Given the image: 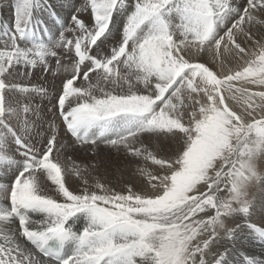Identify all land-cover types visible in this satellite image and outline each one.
Returning <instances> with one entry per match:
<instances>
[{
    "label": "snow or ice",
    "instance_id": "snow-or-ice-1",
    "mask_svg": "<svg viewBox=\"0 0 264 264\" xmlns=\"http://www.w3.org/2000/svg\"><path fill=\"white\" fill-rule=\"evenodd\" d=\"M101 146L127 178L66 155ZM262 160L264 0H86L67 17L14 0L0 32V264H232L240 251L264 264L249 247L264 249L248 193Z\"/></svg>",
    "mask_w": 264,
    "mask_h": 264
},
{
    "label": "rangeland",
    "instance_id": "rangeland-1",
    "mask_svg": "<svg viewBox=\"0 0 264 264\" xmlns=\"http://www.w3.org/2000/svg\"><path fill=\"white\" fill-rule=\"evenodd\" d=\"M48 3L53 4L59 11L62 12V14L65 17H67L71 12H74L76 8H82L83 5L85 4V1L84 0H48ZM61 5H63V8L60 7ZM69 5H71V7H69ZM0 15H1L0 25H1V22H3V20L5 19L7 20L6 22L12 26L13 18H14V0H0ZM80 15L82 16V18L88 19V14L86 12H81ZM29 79L32 81H36L30 77ZM50 83H54L57 85L59 83V80H55ZM68 140L69 139L66 137L62 138L63 142H68ZM66 155L71 156L72 160L73 161L75 160V163L81 166L93 162L92 164L97 165V171H101L104 166H105V171H108L109 166L117 164L119 160L118 158H116L117 156L115 153L110 154L103 146H101V149L98 150L96 154H93L91 152L82 151L79 149V147H77L75 150H73L72 148H69V151L66 153ZM257 166L261 171H264V160L258 161ZM65 179H66V184L70 186V190L76 189L81 183V182H78L76 184H72L71 182L67 181V178ZM263 192H264V185H262V183H254L248 189L249 199L250 201H252L251 221H254L257 223L260 222L261 220H264V213L261 212L262 208H264V202L262 200ZM255 199L258 200L256 207L253 204V201ZM255 213H257V215ZM253 246L254 248H256V245H253ZM220 250L222 251L223 249H220ZM253 252L257 254V258L259 259L261 252L257 251L256 249ZM237 254H239V252H237ZM240 256L244 260L246 259L245 253L243 251H241Z\"/></svg>",
    "mask_w": 264,
    "mask_h": 264
},
{
    "label": "bare ground",
    "instance_id": "bare-ground-1",
    "mask_svg": "<svg viewBox=\"0 0 264 264\" xmlns=\"http://www.w3.org/2000/svg\"><path fill=\"white\" fill-rule=\"evenodd\" d=\"M87 156V155H86ZM116 158H118L119 160H118V163L117 164H115V165H112V166H109V170L108 171H105V166L103 167V169L101 170V171H96L95 173H93V175H98V176H100L102 179H107V180H115L116 179V177H118V176H123V177H125V178H127V176L129 175V173L127 172V171H116V169H124V168H126V162H124L123 161V159L121 158V157H116ZM115 158V159H116ZM75 161V160H74ZM116 162V161H115ZM114 162V163H115ZM93 163V162H92ZM82 174H84V175H87V173H82ZM67 178V181H69V182H71L72 184H76V183H78V182H81L80 181V179H79V177H76V176H73V175H68V177H66ZM92 181L90 180V183H91ZM262 185H264V184H262ZM73 189V188H72ZM261 194V193H260ZM264 192H263V194H262V200H263V202H264ZM257 201L258 200H254L253 201V204H254V206L256 207L257 205ZM261 209V208H260ZM259 210V209H258ZM255 211H257V210H255ZM262 213H264V208H262V211H261ZM254 213V212H253ZM256 215H257V213H255ZM262 216V215H261ZM256 217V216H255ZM254 217V218H255ZM260 217V216H259ZM258 217V218H259ZM257 219V218H256ZM252 222H254V221H252ZM254 223H257V222H254ZM259 223V222H258ZM250 247V250L251 251H254L255 249L257 250V251H260V252H262V251H264V249H261L260 248V246L257 244L256 245V248H254V246L253 245H250L249 246ZM240 253H241V251L239 252V254H237V252H233V255H232V257H231V260H232V264H242V262L244 261V259L240 256ZM246 257V256H245ZM244 257V258H245Z\"/></svg>",
    "mask_w": 264,
    "mask_h": 264
}]
</instances>
